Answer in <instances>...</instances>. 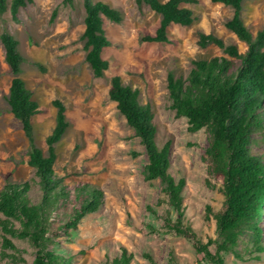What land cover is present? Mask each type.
Returning <instances> with one entry per match:
<instances>
[{"label": "rangeland", "instance_id": "374dc122", "mask_svg": "<svg viewBox=\"0 0 264 264\" xmlns=\"http://www.w3.org/2000/svg\"><path fill=\"white\" fill-rule=\"evenodd\" d=\"M93 1L104 2L123 15L121 24L104 23L111 46L102 53L109 67L101 79H95L84 62L82 0H74L71 7L64 6L63 0H33L19 11L18 23L12 22L9 11L0 16V34L8 31L17 40L18 51L26 60L21 78L39 104V113L31 120L35 145L46 151L45 138L55 123L51 103L60 100L69 127L56 147L54 173L70 189L90 184L103 193L97 213L85 216L76 231L56 239L57 248L48 250L71 257L72 264H105L120 253V247L133 256L132 264H210L195 248L197 242L205 244L208 239L221 241L213 215L220 211L223 198L206 185L203 160L209 134L204 129L190 133L186 120L175 116L170 108L167 75H185L197 58L225 56L213 45L200 49L199 32L235 45L243 54L246 46L224 27L233 10L210 0L182 5L193 12L196 22L190 27L170 25L169 43H149L142 38L154 35L159 16L148 7H138L135 0ZM54 11L57 15L52 21ZM242 18L252 35L263 29L264 0H246ZM114 76L138 90L142 104L150 105L157 147L170 143V173L185 182L182 225L190 227L194 238L175 234L165 223L166 217L171 225L175 223L176 214L165 204V186L159 180L146 179L145 149L108 99L109 81ZM10 81L0 43V190L7 182L27 181L30 200L36 204L42 189L35 170L27 165L29 145L4 100ZM259 136L253 135L256 143L251 151L264 157V142ZM207 207L211 214H207ZM15 227L19 228L18 223ZM260 227L264 244V211ZM9 239L16 251L2 249L0 229V264H33L35 249L29 241ZM244 245L239 240L237 248ZM215 248L211 245L208 250L213 254ZM240 253L242 259L233 253L220 255L224 264H264V254Z\"/></svg>", "mask_w": 264, "mask_h": 264}, {"label": "trees", "instance_id": "16d2710c", "mask_svg": "<svg viewBox=\"0 0 264 264\" xmlns=\"http://www.w3.org/2000/svg\"><path fill=\"white\" fill-rule=\"evenodd\" d=\"M82 1L84 62L93 77L101 79L109 67L102 53L111 46L104 23L121 24L123 15L104 2ZM210 1L233 10L224 27L246 46V50L240 54L237 46L226 45L214 35L199 32L197 45L200 49L213 45L225 56L192 60L185 75L169 72L167 92L171 110L177 118L186 120L188 131L196 133L204 129L209 134L203 160L208 176L206 185L216 189L223 198L220 211L213 215L215 231L221 241L216 243L208 239L205 244L197 242L195 248L204 261L224 264L221 253H233L237 259H242L240 251L264 254L260 227L264 211V157L251 151L256 143L253 135L259 134L260 141L264 142V28L252 35L244 24L242 12L246 0ZM135 3L159 16L154 35L142 38L144 42L169 43L167 28L170 25L190 27L196 22L193 12L182 6L196 4L195 0H135ZM31 4L33 0H11L9 4L7 0H0V16L9 11L12 22L18 23L19 11ZM73 4L74 0H63L64 6ZM56 15L54 11L52 21ZM0 43L11 74L4 100L8 111L21 125L29 145L27 165L35 170L42 189V198L36 204L30 200L27 181L7 182L0 190L2 249L16 251L9 238H18L29 241L35 249L33 264H72L71 257L57 254L48 247L57 248L56 239L70 236L85 216L97 213L102 206L103 193L90 184L70 189L55 175L56 147L69 127L65 106L58 99L51 103L55 109V123L45 138L46 151L43 152L35 145L31 124L32 118L39 113V104L21 78L26 60L18 51L17 40L8 31L0 34ZM33 65L40 68L38 63ZM107 95L145 149L146 179L159 180L165 186V204L176 214L172 225L170 219L165 218L166 225L179 236L194 238L190 227L182 225L185 182L183 179L177 181L170 173V143L161 149L157 147V129L150 105L142 104L139 91L124 85L117 76L110 78ZM206 212L211 214V209L207 207ZM239 240L245 244L240 250L237 248ZM211 245L216 246L213 254L208 250ZM132 262L133 256L120 247V253L107 259L105 264Z\"/></svg>", "mask_w": 264, "mask_h": 264}]
</instances>
